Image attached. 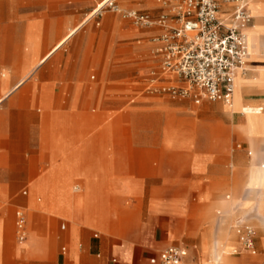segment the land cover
<instances>
[{"label":"crops","instance_id":"1","mask_svg":"<svg viewBox=\"0 0 264 264\" xmlns=\"http://www.w3.org/2000/svg\"><path fill=\"white\" fill-rule=\"evenodd\" d=\"M96 1L0 0V38L12 39L0 53L19 54V66L11 61L9 68L36 76L18 80L10 71L0 83V95L7 93L0 105V264H152L172 245L199 264H264V0H246L254 22L247 68L235 79L238 111L235 96L222 102L229 108L218 105L245 140L230 153L224 137L210 152V126L195 119L190 102L178 112L146 94L121 125L113 123L112 113L128 103L130 54L145 56L136 64L139 82L179 79L161 71L154 53L159 26L133 31L108 14L98 29L96 15L69 34L92 16ZM121 5L154 18L168 9L159 0ZM230 11L222 3V15ZM132 33L147 41L130 46L124 41ZM215 124L210 129L221 133ZM178 130L188 142L165 136ZM196 133L200 142L192 141ZM17 209L27 213L24 241L17 239ZM242 225L255 231L256 254L240 242Z\"/></svg>","mask_w":264,"mask_h":264},{"label":"built area","instance_id":"2","mask_svg":"<svg viewBox=\"0 0 264 264\" xmlns=\"http://www.w3.org/2000/svg\"><path fill=\"white\" fill-rule=\"evenodd\" d=\"M168 9L154 18L137 10L122 11L117 0H110L104 8L124 12L142 27L159 26L162 33L153 38L154 53L160 56V68L165 75H174L177 84H163L159 90L172 98H192L200 104L204 100L230 102L233 98L236 75L246 71L249 46L246 29L254 17L246 0H159ZM222 3L230 5L228 16L222 15ZM154 75V74H153ZM154 82V81H153ZM180 83V84H179ZM27 213L16 211L18 241L27 238ZM243 248L256 254L255 231L250 225L239 226ZM236 252V251H234ZM152 264H199L189 259L186 248L172 245L162 249Z\"/></svg>","mask_w":264,"mask_h":264},{"label":"rangeland","instance_id":"3","mask_svg":"<svg viewBox=\"0 0 264 264\" xmlns=\"http://www.w3.org/2000/svg\"><path fill=\"white\" fill-rule=\"evenodd\" d=\"M103 1L104 0H97L96 1V8ZM117 2H118V5L120 6L122 11H124V12L125 11H130V10H126V9H124L122 7L121 0H117ZM124 12H121V13L114 12L111 9L106 7V8H104L101 11V13L98 15V17H96V19H93L92 24L96 28L101 29L102 26H103L102 19L108 14H113L115 16L118 15L119 20H121V22L124 23V25L126 27H129L133 31H139L140 29L144 28L142 26L136 25L133 22L132 19L123 17V13ZM94 16H96V14ZM98 22H100V25H97ZM84 23H85V21L83 23H81L80 25H77V26H81ZM1 25L2 26H8L9 22H2ZM77 26H75V27H77ZM75 27H73V28H75ZM62 38L59 37V38L52 39V41L55 42V43L53 45H51L52 47H49V48H51L49 52H51V50H53L54 46ZM11 41H12L11 38L1 37L0 38V45L2 46L1 49L4 50V51L8 50L7 46L9 45V43ZM40 41L41 42H43V41L45 42L46 39H40ZM146 41L147 40L141 38L140 36H138V35H136L134 33H132V34H129L127 36L126 41H124V42H127L130 46H133V45H139L140 42L143 43V42H146ZM44 42L42 43L41 48L46 50L48 48V46ZM93 44H98V38L95 39ZM31 45H32L31 46L32 49H37V47H38L37 39H33ZM25 48L26 47L23 46L24 50H25ZM129 56H130V61H129L130 74H129V77H128L127 81H125L123 83V89H124V92L127 94V102L128 103H127V107L123 108L122 111H120V109H119L118 111H114L112 113V115H113V123L114 124L121 125L122 124V121H121L122 114H123V116L129 115L128 113L132 110L133 106H135L138 101H141L143 99V95L148 94L150 96L151 100L158 99V100H161V101H168V102L175 103L178 106L177 107L178 112H181V110H182L181 109L182 108L181 107L182 103L190 102V104L192 105V111H190V113L193 114V116L195 117V119L197 121H201L202 119L207 120L206 123L210 126V128H211V125L212 126L213 125L216 126V124H215L216 122H218L219 125H222L224 127V130L221 133L216 132V130H211L209 128L208 140L210 141V143L212 145L211 146L212 148L210 149L211 153H214L215 148H216L215 147L216 142H218L222 137H224V141H225L227 147L230 148L229 153L232 151L233 148L237 149V145L239 143H241L243 146L245 145V140L243 138H241V137L240 138H236L234 136L233 123L235 121V118L233 119L232 116H229V115H225L224 117H222L219 114V113H222L218 109V105L219 104L223 105L226 108H229V105L223 104L222 101H211V100H204L200 104H197V103H195V101L192 98H172L168 94L160 92L159 90H152V89L157 88L158 86H160L162 84L159 81H154V82L153 81H143V82H139V81L142 80L143 76H142V74L137 75V71H136L137 62H140L142 59H144L145 56L141 55V54H137V53L130 54ZM11 61L16 62V65L19 66V64H18V63H20L19 54H17V55L16 54H9V53H6V52H1L0 53V79H1V73L2 72H6L7 73V78H5V80L8 79L10 77V71H11L12 73L13 72L14 73L19 72V73H17L18 80H21V79L27 77V79H28L27 81H35V77L36 76H34V73H33L34 70L33 69H29V70H27L24 73H22L18 69L11 70L9 68ZM148 68L149 69H148V71L146 72V74L144 76L149 75L150 71L152 69H154V68H157V66H155V64H154V65L149 66ZM159 70H160L159 68L156 69V71H159ZM93 74L96 77L92 81L96 82L97 73L96 72L91 73V75H93ZM91 75H90V81H91ZM174 84H177V83H174ZM121 89L122 88H121L120 85L112 87V90H114V92L120 91ZM262 108H264V107H262ZM132 124H134V123L132 122ZM186 125L187 124L182 123V124H179V127L180 128L181 127H187ZM170 127H174L172 122L168 123V125L165 127L166 131H168V128H170ZM182 131L178 130L177 132H175L173 134L165 133V136L166 137H168V136L175 137L176 141H183V142L187 141L188 142L189 138L184 133L185 131L184 130H182ZM201 140H202V135L201 134L196 133V134L192 135V141L200 142ZM226 163L231 164V162L229 160L226 161ZM233 170H234V172L237 171L236 165L233 167ZM198 189L201 190V189H203V187L200 186V188L198 187ZM225 193L227 194V193H231V192L225 191L223 194H225Z\"/></svg>","mask_w":264,"mask_h":264},{"label":"bare ground","instance_id":"4","mask_svg":"<svg viewBox=\"0 0 264 264\" xmlns=\"http://www.w3.org/2000/svg\"><path fill=\"white\" fill-rule=\"evenodd\" d=\"M107 1H110V0H104L103 1V3L101 4V5H99L96 9H95V12L92 14V16H90V17H88L86 20H85V22H87V21H89L96 13H97V11L98 10H100L104 5H105V3L107 2ZM252 26V25H251ZM250 26V27H251ZM80 26H78V27H76V28H73V29H71L70 31H69V34L70 33H75L76 31H77V29L79 28ZM249 28V27H248ZM248 28L246 29V33H247V40H248V46H249V44L251 43V39H249V37H248ZM68 34V35H69ZM63 41V40H62ZM249 57H250V48H249ZM5 78H7V73L6 72H2L1 73V79H0V83L2 82V81H4L5 80ZM236 79V78H235ZM24 80V79H23ZM235 88H236V81H235V84H234V91H235V93H233V96H235V101H234V112H237L238 111V107H237V99H238V95H237V90H235ZM235 94V95H234ZM6 95H7V93L6 94H3V95H0V105H1V103H2V101H3V99L6 97ZM232 101H233V98H232V100L230 101V102H223V103H226V104H232ZM243 110H245V115H249V111H248V109H243ZM255 115V114H254Z\"/></svg>","mask_w":264,"mask_h":264}]
</instances>
